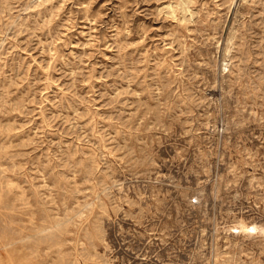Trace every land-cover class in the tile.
Masks as SVG:
<instances>
[{"label":"rangeland","instance_id":"1","mask_svg":"<svg viewBox=\"0 0 264 264\" xmlns=\"http://www.w3.org/2000/svg\"><path fill=\"white\" fill-rule=\"evenodd\" d=\"M0 264H264V0H0Z\"/></svg>","mask_w":264,"mask_h":264},{"label":"bare ground","instance_id":"2","mask_svg":"<svg viewBox=\"0 0 264 264\" xmlns=\"http://www.w3.org/2000/svg\"><path fill=\"white\" fill-rule=\"evenodd\" d=\"M223 68H225V63L223 64ZM243 227H246V224L242 223L241 224ZM8 255V254H7ZM9 258V257H8ZM25 260V259H24ZM11 262V261H10Z\"/></svg>","mask_w":264,"mask_h":264}]
</instances>
